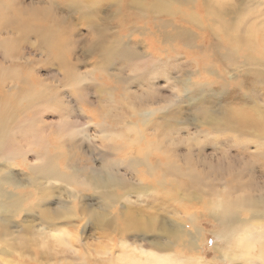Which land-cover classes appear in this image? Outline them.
<instances>
[{
	"label": "rangeland",
	"instance_id": "1",
	"mask_svg": "<svg viewBox=\"0 0 264 264\" xmlns=\"http://www.w3.org/2000/svg\"><path fill=\"white\" fill-rule=\"evenodd\" d=\"M9 1L26 9L39 7L51 10L49 21H42L41 26L59 29L65 41L62 54L68 67H72L76 74L74 78L76 83L72 84L73 86L68 85L69 80L73 81V76L65 73L60 65L62 61L46 49L39 34L21 33L14 27L5 26L0 29V85L2 87L0 94L10 91L13 95L22 98L26 96V93L31 95L33 90L35 95L38 91L42 92V88L43 90L47 88L49 95L55 98H52V104L56 109L39 110L35 106L37 111H26V116L35 117L38 127L46 130V135L49 133L48 137L53 143L51 148L55 150L54 143L58 145L61 139L73 138L69 135L63 138L58 137L54 129L59 119L69 118L76 132L77 142L79 137L84 138L80 139L84 142L81 145L82 149L78 151L77 148L71 149L74 152L72 159L78 161L80 166L90 163L100 171L119 169L128 178L131 173L125 170L130 157L128 154L120 156L118 144L120 142L132 144V139L135 137V131L132 129H135L138 124L143 134L153 138L152 145L156 148L152 152L155 154L154 157L156 155L163 157L165 151L170 158H166L163 163L176 161L175 170L170 175V170L167 168L166 175V179H172L174 183H167L165 188L157 184L149 185L142 179L138 184L130 181L135 186L128 183L127 189L134 186L135 190L129 194L133 198V205H128L127 208L147 214H166V220L169 218L175 220L181 219L180 211L184 206L187 218L191 215H199L196 224L202 231L200 254L206 259L215 260L217 255L215 246L218 243L216 229L218 228L215 222L203 215L200 209L203 198L201 202L191 204L187 200L182 201L179 192L186 196H191L190 193L195 191L202 193L199 181L206 180L213 183L218 190L243 192L247 195L257 190L254 194H264V157L257 155L252 159H246L245 155L239 151L240 145L253 143L255 147H259L261 143L260 122L264 121V104L250 105L246 100L257 95L264 96V82L253 83L251 80L255 78L247 75L249 71L264 72V65H262L264 51H261L264 50V0H195L196 3L199 1L205 3L210 10L217 11L222 8L233 14L229 21L232 24L231 31L226 34L216 33L214 30L217 26L220 27L219 22L212 23L207 19L203 21L207 23L208 32L206 35L203 33L204 38H199L200 47L189 46L182 41L166 43L158 38L157 24L173 17L174 20H178L180 12L172 16L166 11L159 12L153 8L151 10L148 5L150 0H102L97 11L80 18L70 17L68 15L72 11L70 5L56 6L55 0H4V2ZM145 5L149 7L145 9L146 12H142ZM177 7L178 5L175 6L176 9ZM187 11L200 17L195 7ZM189 20L192 22L191 19ZM92 21L98 24L95 28L91 24ZM250 26H262L261 33L255 36V42L259 43L260 51H255L254 54L242 48L236 49L237 51L224 49V47L236 48L237 43L233 36L244 35L242 33ZM233 32H236L235 35ZM129 39L134 46L143 47L144 53L148 55L173 59L170 67L171 75L175 76L179 72L186 73L188 70L195 73L192 81L197 91L186 100L183 106L186 112H193L174 115L170 118L163 117L162 110L151 102V98L156 94L155 89L138 91L121 84L117 91H113L114 81L107 70L110 67L107 62L110 49L105 45L119 47ZM6 52L9 57L6 56ZM176 57L183 59L176 60ZM155 63L154 59H146L140 66L143 71L150 72ZM14 66L19 67L18 74H13L16 76L15 80L9 72ZM5 68L7 73L4 71ZM152 74L155 75L156 72ZM24 77L25 79H22ZM14 83L18 84L15 85L18 87L17 90L14 88L11 90V85ZM17 102H20L22 108L26 103L23 100ZM74 103L81 108L82 114L88 117L87 120L73 119ZM242 109H245L248 114L250 124L237 122L236 114L242 112ZM142 112H145L144 116L147 122L148 120L150 122L147 125L148 129L144 128V124L142 125ZM19 114V118L23 119L25 113L22 111ZM191 115L196 117L195 127L187 122V116ZM85 126H87V135L80 133L81 128ZM111 132L115 133L113 137L110 135ZM106 135H110L111 138L105 140ZM223 145L228 146L222 147ZM57 148L61 152L67 151L64 147V149ZM233 148L237 151L234 152ZM97 160L100 163H97ZM111 166L114 168H110ZM13 167L20 166L15 163ZM178 167L179 170H176ZM192 177H195V180L190 181ZM144 185L150 186V193L138 191L143 190ZM88 193L94 194L91 190ZM91 200L96 201L95 198ZM116 202L121 204V201ZM19 218L17 217V220ZM35 222L39 223L37 220ZM186 222L189 230H193V224L188 220ZM39 226L35 228L36 231L40 228ZM47 230L45 229L44 232ZM71 230L74 235L77 234L76 229L71 228ZM81 232L82 237L89 243L98 240L107 243L110 239L104 235V228L100 229L99 226L95 227L92 224ZM15 233L18 236L27 234L28 238H33L26 231L18 230ZM44 235L42 233V237ZM209 240L215 243L209 244ZM29 242L32 243V241ZM41 243L42 241L38 240V244ZM110 243L113 245L115 242L110 240ZM220 243L222 246V242ZM10 245L13 244L10 243ZM76 246L78 251L83 250L82 245L76 244ZM39 247L40 245L29 246L28 253H25V249L23 251L21 244H18L16 248H9V253H2V258L5 259L9 255V259L14 260L12 264H59V261L66 257L62 248ZM182 254L189 256L191 253L183 251ZM36 258H39L41 262L36 263ZM69 258L76 259L71 255ZM89 260L91 264L95 263L93 256Z\"/></svg>",
	"mask_w": 264,
	"mask_h": 264
},
{
	"label": "bare ground",
	"instance_id": "2",
	"mask_svg": "<svg viewBox=\"0 0 264 264\" xmlns=\"http://www.w3.org/2000/svg\"><path fill=\"white\" fill-rule=\"evenodd\" d=\"M148 5L150 9L153 8L159 12L166 11L172 16L180 12L178 20H174V17L173 19L168 18V20L165 19L159 22L156 26L159 33L158 38H161L166 43L182 41V43L189 46L200 47L199 38H204L203 33L206 35L208 32L207 23H204L206 19L212 23L219 22L220 27L217 26L214 29L216 33L222 32L226 34L231 31L232 24L229 21L233 14L222 8L217 9V11L210 10L201 1L196 3L195 0H150ZM176 5H178V9L175 8ZM203 5H206V8ZM148 7L146 6L141 11L146 12L145 9ZM192 7L196 8L201 18L193 12L187 11V9H192ZM50 14L51 10L49 8L34 7L26 9L15 5L13 1L4 2V0H0V26H2L0 29L5 26H11V28L14 27L21 33L39 34L46 49H49V52L55 58L62 61L60 65L65 73L68 76H73V81H68V85L73 86L72 84L76 83V80H74L76 74L73 68L68 67L67 62L64 60L62 52L65 47V41L62 34L59 33V29L41 26L42 21H49L48 17ZM91 24L94 28L98 25L95 21H92ZM261 30L262 26L248 27L242 33L244 35L236 34L237 36H233L235 37L234 41L237 43L236 48L224 47V49L237 51L236 49L242 48L249 53L255 54V51H260V45L255 42V36L261 33ZM235 33L233 32L234 35ZM8 52H6L7 57H9ZM262 61V65H264V59ZM10 70V75L14 79L16 76L13 74H18L19 67L14 66ZM4 71L8 72L6 68ZM247 75L255 78L251 80L253 83L255 81L264 82V72L262 71H249ZM25 77L22 79H25ZM64 82L66 83V80ZM15 85L18 84H12L11 90L12 88L17 90L18 87ZM0 88H2L1 85ZM46 89L43 90L42 88V92L38 91L35 95L33 90L31 95L26 93V96H22V98H20L21 96L13 95L10 91L0 94L1 158L7 157L12 165L16 163L20 166L19 170L29 173L27 177H19L10 181L11 185L19 190L21 196L26 198V207L20 209L16 206V202L9 205L0 204V264L13 263L14 260H10L9 255L5 259L4 257L2 258V253H9V248H16L18 244H21L23 251L25 249V253L29 246L32 245H40L39 248H47L49 246L55 249L62 248L61 250L66 257L61 259L59 264H91L89 260L91 256L95 258L94 264H264V194H254L257 190L248 195L243 192L218 190L215 189L213 183L206 180L199 181L202 193L195 191L190 193L191 196H186V194L179 192V197L182 198V201L187 200L191 204H194V202L199 203L203 198V205L200 207L203 215H206L217 225L216 259H206L199 251L202 238L201 228L196 224L199 215H191L187 218L184 206H182L180 211L182 214H180L181 219L170 220L169 218L166 220L165 213V215H161V213L147 214L127 208L128 205H133V198L129 194L135 190V185L130 181L138 184L142 179L149 185L157 184L167 188V183H174V180L166 179L167 168L170 170L171 175V172L175 170L176 161L171 160L163 163L166 158H170V156L167 157L165 151L163 157L157 155L154 157L155 154H152V152L156 148L152 145V136L143 134L137 124L135 129H132V131H135L132 144L129 142H120L118 144V149L121 151L119 152L120 156L128 154V157H130L125 170L131 173L129 178L113 166L110 167L114 168L112 170L100 171L99 168L95 169L90 163L83 166L78 165V161L72 159L74 152L71 149L77 148V151L82 149L81 145L84 142L80 140L77 142L75 139L76 132L73 130L74 127L69 118L59 119L54 125V129L58 137L63 138L69 135L73 136V138L61 139L58 145L54 143L56 148L53 150L51 148L53 143L50 141L51 138L48 137L49 133L46 135V130H41L38 127L35 117L29 118L26 116V111H37V107L39 110L45 108L47 111L48 109H56L52 104L53 97L49 95V91L47 92ZM48 89H50V86H48ZM39 99L41 101H38ZM19 100L26 101L23 104V108L19 104L20 102H17ZM35 106L36 108H34ZM22 111L25 113L23 119L19 118V113ZM144 115L145 112H142V125L144 124L145 127H143L148 129L147 125L150 122L149 120V123L147 122ZM247 115L245 109H242V112L240 111L236 114L237 122L250 124L251 120L248 119ZM86 132L87 126L82 127L80 133L86 134ZM110 135L113 137L115 133L111 132ZM110 135L104 136L105 140H109L111 138ZM57 147L65 148L67 151L64 150L65 152L62 151V153ZM33 155L37 157L35 160L31 159ZM19 160L20 162H18ZM63 169L73 171L76 175L62 191L57 193L53 188L55 181L52 177ZM158 169L160 171L157 172ZM176 170H179V167ZM143 174L146 178L141 177ZM194 178L192 177L189 180H195ZM128 183L134 186L127 189ZM41 189L43 190L41 191ZM89 190L93 191L94 195L103 198L106 205L104 209L96 208L92 212L87 210L80 211L81 201L85 194H89ZM138 191L150 193L151 188L144 185L143 190ZM54 199H60L61 203L54 206L55 202H52ZM65 201L72 204L75 209L74 215L67 212L63 207ZM116 201H121V204ZM37 202L54 206L42 210L41 215L42 218H47L49 223L59 225L58 227H49L47 224H42L40 220L33 218L35 216L34 205ZM30 209L33 210L30 211ZM17 217L20 218L17 220ZM90 219L94 220L95 225L99 226L100 229L104 228V235L110 238L107 243H103L101 240L89 243L82 237L81 231L83 229L79 225ZM35 220L39 221V223H36ZM187 220L193 224V230H189ZM73 221H79V223L69 226ZM37 226L40 228L36 231L35 228ZM70 227L76 229L77 234L74 235ZM45 229L48 230L44 232ZM18 230L30 233V237L33 238H28L27 234L18 236L15 233ZM139 232L166 237L169 243L165 247L168 250L160 251L159 244L148 246L142 243L129 242L127 237ZM42 233L45 234L44 237H42ZM70 236L72 237L71 240L68 239ZM53 237L56 238L54 239ZM134 238L138 237H130V239ZM38 240H41L42 243L38 244ZM110 240L115 243L111 245ZM29 241H32V243L30 244ZM220 242H222V246ZM10 243L13 245H10ZM76 244L82 245L83 250L78 251ZM101 249L109 252L108 258L104 261L99 260ZM183 251L191 254L186 256L182 254ZM195 252L198 255L194 254ZM69 255L76 259H70ZM39 258H36V263L41 262Z\"/></svg>",
	"mask_w": 264,
	"mask_h": 264
},
{
	"label": "clouds",
	"instance_id": "3",
	"mask_svg": "<svg viewBox=\"0 0 264 264\" xmlns=\"http://www.w3.org/2000/svg\"><path fill=\"white\" fill-rule=\"evenodd\" d=\"M102 0H55V5L60 6L67 4L71 7V14H68L72 18H80L84 16H89L95 11H97L101 6ZM109 48L107 62L110 64L108 67V72L112 76L114 81L113 91H117L119 85L123 84L129 89L141 90V89H155L156 94L151 98V102L155 103L163 113V117H172L174 115H179L182 113H191L183 110V106L186 100L196 92V86L193 84L192 77L195 73L188 70L185 72H179L175 76L170 74L171 62L173 59L153 57L144 53L143 47L134 46L131 39L124 43L122 46L115 47L113 45H105ZM146 59H154L156 63L153 66L152 71L145 72L141 68V62ZM176 60L183 59L181 57H176ZM83 66V65H81ZM158 70V71H157ZM156 72L155 75L152 73ZM246 102L250 105L264 104V96L257 95L255 97L247 98ZM73 119L87 120L88 117L82 114L81 108L74 103V114ZM187 122L192 124L193 127L196 126V117L194 115L187 116ZM260 127L262 129L261 133V143L259 147H255L253 143L240 145L239 151L245 155L246 159H252L259 155L261 157L264 153V121L260 122ZM83 137L78 138V142ZM87 147V143H85ZM228 145H223L222 147H227ZM236 152L237 149L233 148ZM37 157L33 155L31 159L35 160ZM97 163H100L97 160ZM62 168V166H60ZM76 173L68 169H63L58 172L52 179L55 181L53 188L57 193L62 191L67 183H70ZM29 176L28 172L21 171L18 168L13 167L10 160L7 157L0 158V204L9 205L16 202V206L20 209L26 207L25 199L19 193V190L13 187L10 181L19 178ZM43 189H41L42 191ZM31 191V190H30ZM91 198H96L95 202H92ZM54 206L61 203L60 199H54ZM80 211L87 210L92 212L96 208L104 209L106 207L105 202L102 197L94 194H85L81 201ZM72 204L65 201L64 205ZM48 203H35L34 219L40 220L42 224H47L49 227H58L59 225L51 224L48 222L47 218H42L41 212L44 209L50 207ZM73 207V206H72ZM33 209H30V211ZM95 225V223H85L80 224L79 227L83 228L84 231L90 225ZM138 237L130 239V237ZM129 242L142 243L148 246L153 244H160L164 242L167 238L157 234H146L143 232L133 233L127 237Z\"/></svg>",
	"mask_w": 264,
	"mask_h": 264
},
{
	"label": "snow or ice",
	"instance_id": "4",
	"mask_svg": "<svg viewBox=\"0 0 264 264\" xmlns=\"http://www.w3.org/2000/svg\"><path fill=\"white\" fill-rule=\"evenodd\" d=\"M262 156H264V153H262ZM64 208H65V210L67 211V212H69V213H72L73 215L75 214V209L72 207V206H70V205H65V206H63ZM88 222L89 223H93L94 222V220H88ZM76 223H79V221H73L72 222V224H69V226H72L73 224H76ZM54 239L56 238V237H53ZM68 239L69 240H71L72 239V237L70 236V237H68ZM169 243V241L166 239L164 242H162V243H160L159 244V250L160 251H167L168 249L165 247L167 244ZM208 243L209 244H214L215 243V241H212V240H209L208 241ZM100 255H99V260L100 261H104V260H106L107 258H108V256H109V252L107 251V250H105V249H101L100 250Z\"/></svg>",
	"mask_w": 264,
	"mask_h": 264
}]
</instances>
